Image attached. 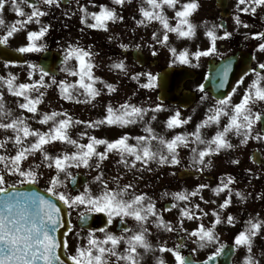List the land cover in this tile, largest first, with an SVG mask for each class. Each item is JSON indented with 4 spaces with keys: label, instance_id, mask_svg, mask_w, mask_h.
I'll use <instances>...</instances> for the list:
<instances>
[{
    "label": "snow or ice",
    "instance_id": "obj_1",
    "mask_svg": "<svg viewBox=\"0 0 264 264\" xmlns=\"http://www.w3.org/2000/svg\"><path fill=\"white\" fill-rule=\"evenodd\" d=\"M131 2L132 0H111L112 6H108L104 3L88 0V3L98 10L89 11L87 6H80V23L88 29L108 31L110 23L114 24L124 20L120 9ZM60 3L61 0H39V2L36 0H0V27H5L2 14L6 5H10L17 16L23 18L5 28L4 34L0 35V45L7 44L11 37L34 22L40 25L39 29L28 30L26 44L19 47L17 51L34 53L46 50L47 45L43 40L49 33L51 25L43 24L41 18L48 16L53 6L59 7ZM23 5H28L31 10L25 12ZM239 5H244V7L240 8ZM200 7V0H143L138 8L141 18L136 20V23L138 26H148L154 21L158 22L162 28V34L154 31L152 40L156 44L167 46L169 33H175L179 38L191 39L196 36L198 26L191 20V17ZM166 8L173 10L174 16L172 18L168 17ZM262 8H264V0H238L237 4L238 11L249 13L252 16H257L258 9ZM170 19L176 21L175 25L170 23ZM234 21L237 26L249 27L239 15L234 17ZM205 24H207L206 21ZM218 28H224V25L214 24L206 28L205 35L210 43L204 50L197 49L195 52H189L187 49H183L177 51L175 47H169L172 54L171 63L173 65L179 63L198 66L202 57L219 55L217 41L228 40L233 33L224 30L222 35H218ZM254 35L255 38L264 40V31ZM120 47L127 49L129 46L121 44ZM258 50L264 52V42L259 43ZM96 55L97 53L91 50V45L87 48L80 46L79 43L67 45L64 49V67L61 68V71L70 76L78 77L75 82L57 80L54 76L48 82L45 77H48L49 73L43 68L38 69L39 79L31 82L16 83L17 77L11 73L6 78L0 76V81L6 84L7 91L13 96L23 98V102L19 103L18 107L32 113L34 117L39 111L38 105L43 102L45 96L42 89H47L53 85L59 89L60 97L63 100L92 103L101 95V89L95 86L97 82L103 84L109 94L117 91L115 85L94 75L93 69L96 67L94 58ZM153 55H156L155 49ZM73 60L76 62L74 66L70 65V61ZM193 61L196 63L194 64ZM111 67L122 71L125 75L128 74L127 66L123 60L114 62ZM230 67V63L224 65L223 78L218 87H224ZM28 68V75L31 80L37 71V65L29 64ZM249 74L253 76V79L245 88L239 102L233 103L232 95L236 93L237 87L244 83V77ZM142 76H146L147 82L140 84V87H155L157 77L152 73H134L131 75V79L139 83ZM80 90L83 91L80 92ZM198 90L203 93L204 85H199ZM33 92L38 93V95L33 96ZM78 93L83 95V100L79 98ZM232 95L217 99L216 103L208 109L205 119L196 125L193 132L179 133L170 139H166L157 135L155 130L148 123H145L144 132L146 135L130 136L124 133L114 140L98 138L95 135H88L86 132L80 133V139L87 136V143L72 138L70 129L74 125L84 124L93 129L104 125L123 128L143 122L149 112L162 111V104L145 108L132 104L128 100L118 106L109 102L105 108L106 114L91 121L74 119L66 112H45L41 114L39 123L48 124L51 121V126L48 131L42 132L39 129H33L28 124L26 116L12 117L11 110L6 109L5 105L0 103V118H2L0 119V129L5 132L10 130L12 133V135L5 136L3 140H0V150H4L0 153V264H66L60 253L69 250L67 232L63 234V238L57 236L58 230L64 225L61 209L53 199L46 198L38 192L19 190L24 185H35L41 180L43 173L38 171L41 164L54 172V174L49 175L48 186L45 189L51 197L62 202L68 209H82L78 212V217L82 223H87L92 214H99L95 219L101 220L103 223L102 227L89 228L86 243L77 246L74 252L67 255L66 259L71 264H142L145 254L156 251L171 253L175 264H214L216 259L225 252L226 247H231L233 250L244 247L247 250V255L242 264H260L253 254V247L255 239L258 236H264V220L256 217L248 219L243 230L235 235L233 245L227 246L221 242L216 227L225 222L234 226L236 218L232 214H228L225 220L221 211L213 210L212 215L215 219L211 226L200 223L197 228L189 232L183 228V220L185 218L189 220L201 219L208 213L204 212L199 204L194 206L195 209L199 210V216L192 208L181 207L178 227L179 230L187 234L188 239L197 245L191 251L195 253L200 249L215 246V250L205 260L197 262L190 256L182 255L180 249L185 246L183 237L180 243L173 248L167 247L166 242L154 246L149 239L150 227L153 226L165 232L178 230L162 215V211H170L171 208L158 210L156 203L147 193L137 191L132 182L121 185V176L119 175L106 177L103 169V163L109 159L110 154L118 155L117 163L126 169L151 171L149 165L153 161L161 166H175L180 164L178 149L190 148L193 154V166L196 167L197 171H203L212 166L211 157L224 150L238 147L231 142L230 135L239 138V146L247 145L250 140H264V63H258L257 67L245 71L237 85L232 88ZM205 98L206 96L201 97V99ZM2 99L3 93H0V100ZM257 105L262 110H254ZM58 117L60 118L57 119ZM222 117L227 118V123L221 128ZM156 119L155 114L151 115V120ZM190 119L191 117L181 118V113L177 110L166 120L165 124L168 129H173L187 124ZM4 120L7 122H3ZM213 124L217 126V131L213 136L205 139L201 130ZM130 140H135L136 143H130ZM153 141L160 145L159 149L153 148ZM54 142L71 145L75 150L72 152L65 151L55 156L50 155L45 146ZM9 144L12 145L14 154L7 151ZM200 145L203 147L201 148ZM100 146H103L102 151L99 150ZM36 153H40L42 156L41 163L25 167V162L29 160V157L35 156ZM138 162L140 168H137ZM231 163L239 164L240 161L232 160ZM81 167L96 172L93 182L99 184V191L93 192L87 185L84 186L83 191L75 195L62 191L61 189L67 186L66 180L70 179L73 184L76 183V178L71 169ZM62 174L63 179L61 178ZM10 177L15 179L10 180ZM234 183L235 177L227 175L226 178L221 177L220 183L212 189L216 195L225 190L228 192V196L219 205V210L226 209L231 205L233 189L230 186ZM111 184H115V187H112ZM207 187H209L207 184L202 183L190 193L186 191L176 192L172 193V196L175 201L187 202L190 197L197 196L200 190ZM235 195L240 198L241 202L247 199V196L242 192L236 191ZM200 198L203 200L202 196ZM258 198L264 199V194L259 195ZM171 207H178V204H172ZM129 219L135 222V228L127 226L126 221ZM117 220L122 226L119 229L120 234L111 231L109 227ZM67 231H71L70 222ZM97 233L102 235H97ZM156 264H166V261L162 256L156 257Z\"/></svg>",
    "mask_w": 264,
    "mask_h": 264
},
{
    "label": "flooded vegetation",
    "instance_id": "obj_2",
    "mask_svg": "<svg viewBox=\"0 0 264 264\" xmlns=\"http://www.w3.org/2000/svg\"><path fill=\"white\" fill-rule=\"evenodd\" d=\"M39 2V0H36ZM95 3H104L108 6L111 5V0H93ZM143 0H132L130 4H126L122 9H120L121 14L124 16V20L117 23H110L109 30H93L85 28L84 25L80 23V12L79 8L82 5L88 7L89 11H97L98 8H93L88 0H61L60 6L55 7L50 10L49 15L41 18L43 24H50L51 28L49 33L44 38L43 42L47 45L46 50L42 52H34L33 56L28 57L25 53V57L30 64L38 62L41 54L45 51H57L64 56V49L69 44L79 43L80 46L87 48L91 45V50L97 55L94 58V64L96 67L93 69L94 73H99L98 71H106L109 73H122L118 69H114L111 65L114 62L123 60L127 66L134 67L136 73H148L154 69L151 66L152 61L155 59L153 55V40L152 33L156 31L154 29V22L148 26H138L136 20L140 19V14L138 8L142 4ZM201 7L199 10L193 14L191 20L197 24L196 36L194 37V51L197 49L204 50L209 46V39L205 35L206 28L212 25L223 24L224 28H218V35H222L224 30L232 32L233 35L228 40H218L217 47L219 55H211L208 57H202L198 62V66L192 65H182L179 63L172 64L168 61L167 66H179L187 68L193 71L196 75H204L206 72L208 63L217 64L218 62L234 57L241 56L244 60L251 58L250 68L257 67L258 63H264V52L258 50V45L264 40H259L255 38V33L264 31V8L258 9V15L252 16L249 13H245L237 10L238 0H200ZM147 7V5H144ZM25 12L30 11L28 5H23ZM243 8L244 5H239ZM168 13V17L172 18L174 12L171 9H165ZM239 15L244 23L248 24L249 27L237 26L234 21V17ZM2 18L5 20V27H0V32L4 33L5 28L15 23L22 17L17 16V14L11 9L10 5H6L5 10L2 14ZM205 21L207 24H205ZM176 23L174 19H170V23ZM157 27H160L158 22H155ZM40 25L36 23H30L26 28L22 29L18 33L21 36L26 37L28 30H38ZM83 29V31H81ZM17 33V34H18ZM111 37V39H109ZM121 44H127L129 47L123 49L120 47ZM139 45V47H137ZM134 51H139L145 58V65L142 67H137L136 64L132 62L131 54ZM33 62V63H32ZM72 66L76 64L75 60L71 61ZM195 64L196 62L193 61ZM26 64V65H27ZM29 65V64H28ZM64 64L59 66V73L61 75V68ZM248 78L243 84H240L236 89V93L233 96L238 97L240 100L245 88L253 79V76L249 74L244 77ZM188 89V88H187ZM152 94V92H151ZM237 100V102H239ZM166 106V104H162ZM254 110H262L259 105ZM226 160L227 168L226 172L217 171L212 165L211 167L205 168L203 171H197L199 176L195 179L197 186L200 184H207L209 187L220 182L221 177L231 175L235 177V183L230 187L233 189L232 203L228 207L227 214H232L238 223L241 225V230L245 226V222L256 217L260 220H264V199H259L258 196L264 194V140H250L247 145L239 146L234 149L226 150ZM258 155H254V153ZM232 160H239V164L231 163ZM250 170V171H248ZM239 191L247 196V199L241 202L240 198L235 195V192ZM250 194V195H249ZM153 201L155 199L153 196ZM194 197V202L196 204H202L207 201L211 207L209 209L200 205V208L208 215L202 217L201 219L208 222L211 226L213 215L212 212L215 209L214 204L208 200L207 196ZM179 206V211L176 212L173 218H170L172 213L162 212L164 218L170 221L174 226L178 228L176 232H165L159 229V232L154 234V226L150 227L151 235L149 236L150 241L156 244L166 242L169 247L171 243L176 246V241L183 236L184 247L181 248V253L189 254L193 253L191 240L188 239L184 231L179 230L178 221L180 219V208L186 206L184 202ZM195 209V208H194ZM199 216V212H197ZM130 228H135V222L131 219L127 220ZM240 230V231H241ZM120 234V232H115ZM234 242V238L231 239ZM123 247V246H122ZM264 249V236H258L254 241L253 251H261ZM72 249L70 253L74 252ZM142 251V250H141ZM245 253L242 256L235 258L234 264H242L244 257L247 255V250L244 248ZM166 253H161L157 255H151L143 258L142 264H156V257L162 256L166 261V264H175V260H169L166 257ZM195 255V253H193ZM146 259V260H145Z\"/></svg>",
    "mask_w": 264,
    "mask_h": 264
},
{
    "label": "rangeland",
    "instance_id": "obj_3",
    "mask_svg": "<svg viewBox=\"0 0 264 264\" xmlns=\"http://www.w3.org/2000/svg\"><path fill=\"white\" fill-rule=\"evenodd\" d=\"M175 25V24H173ZM154 29H156V23L154 22ZM4 33L0 32V35H3ZM175 35L173 33H169V41L167 46H161L159 44H156L155 41H153V50L155 49L156 51V57L158 59V62L161 63V65H165L168 61L172 60V54L169 51V47H175L177 51L183 50L186 48L185 46L189 43V41H179L178 43L175 42ZM26 38L25 36H21L19 33L15 34L13 37L9 39V42L7 43L8 46L14 47V48H19L26 44ZM194 47L191 48V52L194 51ZM153 53V51H152ZM28 57L33 56V53H26ZM70 65H72L70 61ZM128 74L125 75L123 72L122 73H109V72H104V71H98L99 73H96L100 75V78L102 80L107 81L108 83H111L118 87L119 90L116 91L117 93V99L115 100L116 102L120 103L123 100H132L134 102H138L137 106L145 107V108H151L150 105H156V99L155 96L150 95L148 98L145 95V88L140 89L138 91L130 88L131 85H134V80L131 79V75L136 73L134 67L128 66ZM0 74L2 77H7L9 73L17 77L16 83H22V82H31L32 80H37L39 79V73L35 72L33 76L31 77V80L29 79V68H15L11 70L9 73H7L4 68L0 65ZM148 73H152L153 75L156 76L157 70L154 68L152 71H149ZM78 79V77L75 76H70L67 73L63 72L61 73V77L58 80H66L68 82H75V80ZM46 81L50 82V78H45ZM137 82V81H136ZM147 82L146 76H142L140 78L139 83H145ZM138 83V82H137ZM200 84V79H197L191 86H193L196 91L198 90V86ZM120 85H124V87L120 88ZM100 88V87H99ZM193 88V89H194ZM42 91L45 92V96L43 98V102L38 105V112L41 113H50L52 111H58V112H66L70 116H72L74 119H79L81 121H91L94 119L92 116L89 114V106L86 105L85 103H76L74 101H67L63 100L60 97L59 89L53 85L47 89H42ZM0 93H3V99L0 100V103H3L5 105L6 109L11 110L12 117H16L19 115H24L28 118L27 122L28 124L31 125L33 129H39L42 132L48 131L49 127L51 126L50 124H41L39 123V117L35 115H31L30 113L26 112L25 110H22L18 107L19 101L17 97L13 96L11 93L7 91V86L6 84H3L2 81H0ZM102 93V92H101ZM33 96L38 95V93L33 92ZM79 95V93H78ZM200 97L197 99V102L195 106L187 112H182L181 113V118H188L191 117L189 122L187 124L175 127L173 129H168L166 127V120L175 112V110H169L168 113L166 111L162 112L163 116L160 115L158 112L156 113H151L149 112L147 116H145V120L143 122H138L136 124L128 125L127 127H117V126H107L105 125L102 129L101 128H85V131L88 135H95L98 138H101V134L103 137H109V140H114L118 138L120 135L127 133L130 136H138V135H146L144 132V127L145 123H148L154 130L155 133L159 136H163L166 139L172 138L174 135L179 134V133H185V132H193L195 130V127L197 124H199L203 119L202 117H206V114H208V109L213 106L215 103L212 102L210 99H201ZM79 98L81 100L84 99L83 95H79ZM232 100H237V98H233ZM150 101V102H149ZM145 102H147V106H145ZM237 103V102H236ZM107 105H103V107L106 108ZM118 106V104H117ZM102 107V106H101ZM99 114L101 117H103L106 113L105 110L104 112L101 113V108L99 109ZM97 112V115H98ZM167 113V114H166ZM38 114V113H37ZM155 114L157 116L156 120H151V115ZM166 114V115H165ZM165 115V116H164ZM58 117L57 119H59ZM226 118V117H225ZM2 119V118H0ZM3 122H7L4 120ZM227 123L224 122V117L221 118V124L220 127L222 128L223 125ZM140 124V125H139ZM44 125V126H43ZM47 126V127H46ZM84 124H76L70 129V134L72 138L77 135L76 132H79L80 130H83ZM140 126V127H139ZM202 135L204 136L205 139L209 138L210 136H213L215 132L217 131V126L216 125H211L208 127L203 128L202 130ZM12 135L11 131L9 130L8 132H5L4 130L0 129V140H3L5 136H10ZM112 136V137H111ZM31 139V138H30ZM229 139L231 142L235 145L239 146V140L238 137H233L229 136ZM130 143L135 144V140H130ZM86 143V142H85ZM153 148L154 149H159L160 145L156 142L153 141ZM195 147V145H192ZM47 151L49 152L50 155H58L62 152H71V145L65 144V143H60V142H54L51 145H46L45 146ZM200 147H203V145H200ZM102 146L99 147V150H102ZM188 151L190 148H180L178 149L180 153V164L172 166V165H158L155 164L154 166L150 167L151 171L144 169L142 171H137V169H126L124 168L123 165H120L117 163L119 158L115 154H110L109 159L105 160L103 163V169L105 172L106 177H115L117 175L121 176L120 179V184L124 185L129 182H132L135 185V188L139 192H144L147 194H153L154 196H160L162 198L163 202L167 201H172L171 199L173 198L172 193L176 192H192L194 190V184H191L193 186L187 187L188 184H181L176 181V172L184 167L187 168H192V160L188 157L189 153ZM4 150H0V153H2ZM7 151L10 154H14V149L11 144L7 146ZM215 159L214 166L216 169H225V161H223V157L219 154L215 155L212 157ZM42 156L40 153H36L35 156L29 157V160L25 162V167H28L31 164H40L42 160ZM137 168H140V164H137ZM38 171H41L43 173V176L41 180L36 184L38 187L42 189H46L48 184L47 180L49 175L54 174L53 171H50L46 167H44L43 164H41V167ZM71 172L74 173H83L87 176L88 178V183L87 186L93 191V192H98L99 191V184L93 182V177L96 175L95 171L85 169L83 167L77 169V168H72ZM61 178L63 179V174L61 175ZM15 179L14 177H10V180ZM67 181V180H66ZM140 183V184H139ZM180 185L185 186L183 189L180 188ZM112 187H115V184H111ZM147 187V188H146ZM66 189V188H63ZM61 189V190H63ZM83 191V190H82ZM227 192V190L222 192V195H224ZM167 193V195H165ZM226 197H223L222 202L218 204V206L223 203L224 199ZM196 203H194L195 205ZM201 206H204L205 208H210V204L208 203H203ZM82 210V209H81ZM80 209H73L74 215H77ZM218 211H220L218 209ZM223 211H226V209H223ZM226 220V217H225ZM196 222L195 220H193ZM197 227V224L192 223L191 221H185L183 222V228L187 229L189 232L195 229ZM236 225L234 224L231 225V232H234ZM220 239L222 243H226L230 238L229 236L221 229H217ZM74 236H77L76 234H73L69 238V243L72 242L74 239ZM80 239L83 238V234L81 236H78ZM154 246L156 245L155 242L152 243ZM191 244L193 248H196V244H194L191 240ZM214 248V246H213ZM155 253H148L145 254L147 257H150L151 255L156 254ZM264 249L261 251H258L257 254H255V257L259 260L260 264H264ZM146 260V259H145ZM146 264V262H145Z\"/></svg>",
    "mask_w": 264,
    "mask_h": 264
},
{
    "label": "water",
    "instance_id": "obj_4",
    "mask_svg": "<svg viewBox=\"0 0 264 264\" xmlns=\"http://www.w3.org/2000/svg\"><path fill=\"white\" fill-rule=\"evenodd\" d=\"M0 60L4 62H12V63H23L24 60L22 58V54L20 52L11 51L0 45ZM61 62V58L54 53L45 54L41 61L39 62V66L42 67L45 71L49 73H54L53 68L57 63ZM231 64L228 77L224 83V87L220 88L218 85L220 84L222 77V70L224 65ZM248 70V64L246 65L244 61L241 59L228 60L220 64L217 69L212 67V69L208 70V73L205 76V80L203 82L204 91L209 92L215 99L223 98L226 95H231L232 88L236 86L239 79L244 75L245 71ZM195 76L191 74V72L184 69L177 70H166L161 72L158 75V85H159V94L158 99L161 101H170L172 103H179L181 106H187L190 104L193 99V94L184 95L180 100H178L177 95L182 86L183 82L186 80H192ZM167 91L170 93L168 94ZM189 173L182 172L179 176H186ZM76 178V183L73 184L72 181H69V185L72 191H78L85 184V177L76 174L74 176ZM20 191L27 192H38L39 194L45 196L46 198L52 199L47 194L42 193L37 187L33 185H26L25 187L19 188ZM53 201L57 204V206L61 209V216L64 220V225L57 232L58 238H63V234L67 232L68 229V221L67 215L65 211V207L57 202L55 199ZM99 214H92V217L87 221V223H82L80 219L77 220V226L82 229L89 228L96 229L98 227H102L103 223L101 220L95 219ZM61 258L65 259L63 256V251H61ZM233 255V249L231 247H226L225 252L216 259L214 264H230L231 257ZM66 264L67 260L65 259Z\"/></svg>",
    "mask_w": 264,
    "mask_h": 264
}]
</instances>
